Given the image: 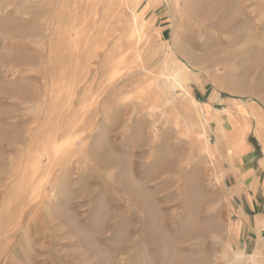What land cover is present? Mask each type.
I'll return each mask as SVG.
<instances>
[{"label": "rangeland", "instance_id": "1", "mask_svg": "<svg viewBox=\"0 0 264 264\" xmlns=\"http://www.w3.org/2000/svg\"><path fill=\"white\" fill-rule=\"evenodd\" d=\"M0 264H264V0H0Z\"/></svg>", "mask_w": 264, "mask_h": 264}]
</instances>
